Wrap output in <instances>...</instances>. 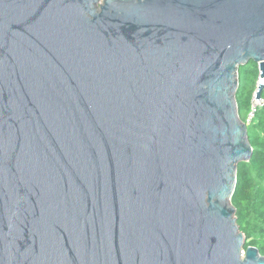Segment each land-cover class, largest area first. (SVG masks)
Returning a JSON list of instances; mask_svg holds the SVG:
<instances>
[{
    "label": "water",
    "instance_id": "water-1",
    "mask_svg": "<svg viewBox=\"0 0 264 264\" xmlns=\"http://www.w3.org/2000/svg\"><path fill=\"white\" fill-rule=\"evenodd\" d=\"M250 61L264 0H0V264H264L232 204Z\"/></svg>",
    "mask_w": 264,
    "mask_h": 264
},
{
    "label": "trees",
    "instance_id": "trees-1",
    "mask_svg": "<svg viewBox=\"0 0 264 264\" xmlns=\"http://www.w3.org/2000/svg\"><path fill=\"white\" fill-rule=\"evenodd\" d=\"M258 73V63L254 61L242 65L239 70L236 99L243 121L250 110ZM248 131L254 152L250 161L238 165L232 204L237 223L246 236L245 249L256 246L264 256V114L248 126Z\"/></svg>",
    "mask_w": 264,
    "mask_h": 264
},
{
    "label": "built area",
    "instance_id": "built-area-1",
    "mask_svg": "<svg viewBox=\"0 0 264 264\" xmlns=\"http://www.w3.org/2000/svg\"><path fill=\"white\" fill-rule=\"evenodd\" d=\"M258 78L256 83V89L253 93L250 110L244 120L247 126L253 124L260 114H264V87L262 90V96L259 99L256 98L257 91L260 84H264V76H260V64L258 63Z\"/></svg>",
    "mask_w": 264,
    "mask_h": 264
}]
</instances>
